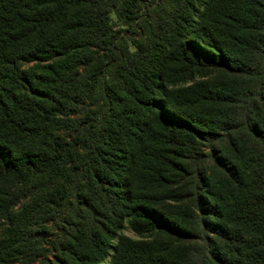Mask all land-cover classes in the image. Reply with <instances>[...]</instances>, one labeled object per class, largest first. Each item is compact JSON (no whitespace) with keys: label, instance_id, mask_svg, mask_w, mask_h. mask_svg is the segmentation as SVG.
I'll return each mask as SVG.
<instances>
[{"label":"trees","instance_id":"16d2710c","mask_svg":"<svg viewBox=\"0 0 264 264\" xmlns=\"http://www.w3.org/2000/svg\"><path fill=\"white\" fill-rule=\"evenodd\" d=\"M0 230V264H264V0H0Z\"/></svg>","mask_w":264,"mask_h":264},{"label":"rangeland","instance_id":"374dc122","mask_svg":"<svg viewBox=\"0 0 264 264\" xmlns=\"http://www.w3.org/2000/svg\"><path fill=\"white\" fill-rule=\"evenodd\" d=\"M125 234H126L127 236H129V237H133V236H134L133 233L130 232V231L125 232ZM0 237H2V232H1V230H0ZM47 246H49V242L47 243ZM48 258H49V259H52V258H53V257H52V254H49V255H48ZM38 264H39V263H38Z\"/></svg>","mask_w":264,"mask_h":264}]
</instances>
